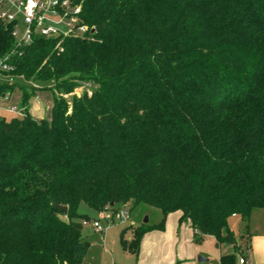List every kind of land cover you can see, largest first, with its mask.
<instances>
[{"label":"trees","instance_id":"16d2710c","mask_svg":"<svg viewBox=\"0 0 264 264\" xmlns=\"http://www.w3.org/2000/svg\"><path fill=\"white\" fill-rule=\"evenodd\" d=\"M89 27L37 36L15 55L22 116H0V264H82V204L95 213L143 204L158 223L128 225L124 251L180 211L193 240L213 236L245 256V230L264 208V0H77ZM13 48L0 20V55ZM81 81L91 92L72 95ZM49 82H52L49 84ZM55 92L50 119L27 102ZM54 203L67 207L62 212ZM131 230V239L125 238Z\"/></svg>","mask_w":264,"mask_h":264},{"label":"built area","instance_id":"2783aa9c","mask_svg":"<svg viewBox=\"0 0 264 264\" xmlns=\"http://www.w3.org/2000/svg\"><path fill=\"white\" fill-rule=\"evenodd\" d=\"M82 7L77 0H0V20L10 28L13 48L0 55V86L20 77L14 73L15 55L22 47L31 44L37 36L55 39V46L62 50V42L68 37H83L89 27L82 20ZM9 91L0 93V101L9 99ZM12 116H22L23 107L11 105L6 108ZM105 209L98 219L82 220V226L91 225L95 231H103L99 219L110 218ZM114 217L121 223L129 220V210L122 206ZM237 264H248L246 256H239Z\"/></svg>","mask_w":264,"mask_h":264},{"label":"crops","instance_id":"0c3cea01","mask_svg":"<svg viewBox=\"0 0 264 264\" xmlns=\"http://www.w3.org/2000/svg\"><path fill=\"white\" fill-rule=\"evenodd\" d=\"M52 105L53 100L50 102V105L48 104L47 108H50L51 110ZM180 215V211L171 212L166 216L165 226L163 230L153 229L145 232L141 237L137 256H135L133 253L124 251L121 246L120 232L122 229L127 227L124 226L118 233V245L121 250L117 248V246H114V252L119 255V257L113 255V264H209L210 257H208V259L205 258L201 261L197 259V256H200V254L203 253L201 242L198 244L194 242L193 229L191 228L188 222L179 223ZM238 217V221L234 220ZM230 219H233V221L230 223L231 226L237 227L239 225V229H241L239 235L235 236L238 243L243 245L246 243L250 246L249 249L245 251V256L248 260V264H264V208L254 209L251 212L247 230H245L244 224L242 223V220L240 219L239 215L234 214L230 216L228 218V224ZM103 220L105 221V225H101L105 230V228H107V226L113 223L116 219L110 217L105 218ZM129 221L131 222V224L129 225L134 226H138L144 223L140 221L138 214H134L132 217L130 215V211ZM84 227L82 228V234L83 237L90 243L91 248L92 246H94V243L89 241L88 233H85ZM89 227L91 230L94 231L91 225ZM247 231L249 234V238L245 239V243H243V240H240V236ZM131 237V230H127L125 233V238L131 239ZM205 237L214 238L213 236ZM106 239L107 238L105 236L104 242L101 243L102 247L105 246ZM100 240L103 241V237H101ZM217 247L220 248L219 255L217 258L218 264L221 255L230 254L234 252L233 246H229L226 243H220L217 245ZM90 248L88 252L90 251ZM119 251H123L122 256ZM238 257L239 255L236 256V264L238 261ZM90 258H92V256H89V254L87 253L82 264H91L88 263V260Z\"/></svg>","mask_w":264,"mask_h":264},{"label":"rangeland","instance_id":"374dc122","mask_svg":"<svg viewBox=\"0 0 264 264\" xmlns=\"http://www.w3.org/2000/svg\"><path fill=\"white\" fill-rule=\"evenodd\" d=\"M15 81H17L19 84H44V83H36V82H25L22 77H16ZM52 82H49L51 84ZM93 89V86L89 85L87 81H81L79 83V86L76 87L71 93L63 94V96L68 100V102L71 99L72 95H81L82 92L87 91L91 92ZM55 92H53L51 89H41V90H36L34 94L30 97V99L27 102V108L29 109V113L33 118H38V119H50L51 115V110L50 108H47L48 104L50 105V102L53 100ZM21 94H20V89L19 86L16 85L12 91L9 94V99L8 100H3L0 101V116H4L5 118H10L11 114H9L6 110L7 107L11 105H20V99ZM81 212L88 213L91 217V219H98V214H96L93 210L90 208H87L86 205L82 204L80 207ZM109 217L115 218L114 214L115 213H107ZM134 214L139 215L140 221L143 222L144 218H148V223H156L158 222L161 217L162 213L160 209L147 206V205H137L133 207L130 210V215L133 217ZM90 219V220H91ZM100 223L105 225V221L103 219H99ZM234 220H239L238 218H235ZM233 219H230L229 221V226L228 228L230 231L233 233L234 236H238L239 233L241 232V229H239V225L237 227L231 226V222ZM131 224L129 220H127L124 223L119 222L118 220H115L113 223H111L107 228H105L104 231H93L90 229V225H86L84 227L85 233H88V239L90 242L94 243V246L90 248V251L88 252L89 256H92L88 260V263L91 264H113V255L118 256L114 252V246H117V248L120 249L119 247V242H118V233L119 231L124 227L128 226ZM103 237V241L100 240L101 237ZM106 236V244L104 247L101 246V243L104 242V237ZM229 246H232L228 243H226ZM202 245V251L203 253L200 254L201 257H204L209 259V264H218V255H219V247L216 245L215 238L212 237H205L201 241ZM118 249V250H119ZM121 250V249H120ZM112 251V254H111ZM222 251V250H221ZM121 256L123 254V251H119ZM198 257V256H197ZM117 264V263H116Z\"/></svg>","mask_w":264,"mask_h":264},{"label":"water","instance_id":"95a60500","mask_svg":"<svg viewBox=\"0 0 264 264\" xmlns=\"http://www.w3.org/2000/svg\"><path fill=\"white\" fill-rule=\"evenodd\" d=\"M54 206H57V207H58L62 212H64V213L67 211V207H66V206L58 205V204H56V203H54ZM143 222H144V223H147V222H148V218L145 217L144 220H143ZM197 259H198L199 261H201V260H204L205 258H203V257H201V256H198Z\"/></svg>","mask_w":264,"mask_h":264}]
</instances>
